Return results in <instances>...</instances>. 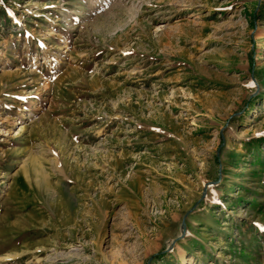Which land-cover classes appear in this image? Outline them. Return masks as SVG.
<instances>
[{"label": "rangeland", "instance_id": "obj_1", "mask_svg": "<svg viewBox=\"0 0 264 264\" xmlns=\"http://www.w3.org/2000/svg\"><path fill=\"white\" fill-rule=\"evenodd\" d=\"M0 264H264V0H0Z\"/></svg>", "mask_w": 264, "mask_h": 264}]
</instances>
